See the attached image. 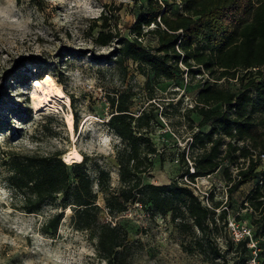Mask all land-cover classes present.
I'll use <instances>...</instances> for the list:
<instances>
[{"label":"rangeland","instance_id":"1","mask_svg":"<svg viewBox=\"0 0 264 264\" xmlns=\"http://www.w3.org/2000/svg\"><path fill=\"white\" fill-rule=\"evenodd\" d=\"M148 1L0 0V264H105L98 257L92 234L73 228L72 212L61 209L60 196L39 212L24 211L23 201L15 198L7 185L5 161L13 155L39 153L62 154L68 163L66 156L76 149L85 158L94 191L98 192L99 171L106 170L112 190L118 192L116 146L120 139L109 129L108 121L113 114L110 99L120 93L132 94L135 116L147 111L152 117L147 135L157 153L152 168L141 176L143 183H186L216 219L203 235L198 229L180 230L170 214H155L151 206L137 203H129L124 213L111 217L103 194L98 193L101 221L118 224L127 233L131 248L128 264H210L198 253L185 252L183 245L201 240L208 247L215 238L231 263L264 264L262 225H257V216L245 211L244 205L256 182L231 192L238 169L245 166L241 152L233 153L236 159L223 162L209 177L197 178L196 187L187 182V170L192 173L193 158L203 150L195 137L211 129L210 125L199 128L201 117L192 111L208 75L191 74L181 64L183 72L175 80L156 84L153 75L149 71L148 76L141 74L133 61L115 60L118 42L133 37L131 28ZM167 1L175 3L171 14H180L184 0H179L180 4ZM100 33H112L114 38L102 46ZM143 43L152 49L157 40L147 35ZM47 75L60 84L70 105L44 95ZM239 83L223 79L218 86L236 89ZM69 112L76 116L73 131L67 124ZM255 118L259 123L256 140L264 142L262 116ZM223 140L225 155L230 140ZM253 144L247 143L251 148ZM255 153L264 151L258 147ZM60 212L64 218L58 232L44 233L45 225ZM224 212L225 220L221 218ZM230 223L252 229L254 239L261 242L257 257L244 255Z\"/></svg>","mask_w":264,"mask_h":264},{"label":"trees","instance_id":"2","mask_svg":"<svg viewBox=\"0 0 264 264\" xmlns=\"http://www.w3.org/2000/svg\"><path fill=\"white\" fill-rule=\"evenodd\" d=\"M174 4L167 0H149L131 28L133 37L118 42L115 60L117 63L133 61L144 76L149 71L156 84L175 80L183 72L181 64L191 74L208 75L192 111L201 117L199 128L210 125L211 129L195 137L203 150L193 158L194 173L187 170V178L194 182L210 176L223 162L235 160L233 153L241 152L245 166L238 169L231 192L256 182L257 188L249 196V203L259 214L256 223L262 225L264 238V168L252 157V150L260 147L264 151V142L257 141L255 136L259 125L257 115L262 116L260 125L264 126V0H184L177 16L171 14ZM147 35L156 37L157 45L152 49L143 43ZM113 38L112 33H100L98 42L107 46ZM223 79L240 81L238 88L219 87L218 82ZM110 105L113 114L108 127L120 139L116 146L119 191L112 190L109 172L100 170L98 192H95L85 158L68 164L62 154L13 155L5 161L6 182L13 196L23 201L24 211L39 212L60 196L61 209L72 212L73 228L92 234L97 240L98 257L105 264H128L131 248L124 229L101 221L103 208L98 203V193L103 194L111 217L124 213L129 203H137L151 206L155 214H170L180 230L198 229L206 234L216 219L189 185L178 181L165 186L143 183L141 176L152 168V157L157 153L147 135L151 115L147 111L138 116L131 112V93L112 97ZM224 137L230 140L225 155ZM251 141L252 148L247 145ZM238 143H244V147ZM260 181L263 186H259ZM63 218V212L54 215L45 225L44 233L56 234ZM221 218L226 219L225 212ZM216 239L208 247L201 240L194 245L184 244L183 250L204 256L210 264H233ZM260 244L259 240V250ZM238 245L244 255L253 256L249 240H241Z\"/></svg>","mask_w":264,"mask_h":264},{"label":"built area","instance_id":"3","mask_svg":"<svg viewBox=\"0 0 264 264\" xmlns=\"http://www.w3.org/2000/svg\"><path fill=\"white\" fill-rule=\"evenodd\" d=\"M178 3L180 4L179 0H178ZM242 144H244V143H242ZM252 153H253L252 157L255 160H259L262 164H264V153L256 154L254 150H252ZM192 173H194V169H192ZM207 177H209V176H207ZM196 181H197V179H196ZM187 182H189L190 186H194V187L197 186L196 185L197 183L195 181L191 182V181L187 180ZM231 186H232V184L230 185V187ZM259 186H263L262 181L259 182ZM255 188H257V186H255ZM244 205L246 206L245 211L256 215L257 218L259 217L258 212L254 211L253 208L250 206L249 197L246 199ZM230 227L232 229V233L235 234L236 240L238 242L241 240H245V239L249 240V247L252 249V254H253V256L257 257L260 250L258 248V241L256 239H254V237H253L252 229L247 227V226H244V225L239 227L238 225H235L234 223H230Z\"/></svg>","mask_w":264,"mask_h":264},{"label":"bare ground","instance_id":"4","mask_svg":"<svg viewBox=\"0 0 264 264\" xmlns=\"http://www.w3.org/2000/svg\"><path fill=\"white\" fill-rule=\"evenodd\" d=\"M40 83V82H39ZM36 83V85H38V87H40V84ZM44 85H45V89L44 91V95L46 97L49 96H54L56 98L59 99H64L65 102L69 104V98L67 97V95L65 94L63 88L60 86V84H58L56 82V80L51 76V75H47L44 81ZM38 102V101H37ZM43 103V101L41 102ZM67 124L69 126V129L71 131H73L74 129V115L72 112H69L67 114ZM67 162L68 163H72V162H82L83 160V156L81 154H79L76 149H73L67 156H66Z\"/></svg>","mask_w":264,"mask_h":264},{"label":"crops","instance_id":"5","mask_svg":"<svg viewBox=\"0 0 264 264\" xmlns=\"http://www.w3.org/2000/svg\"><path fill=\"white\" fill-rule=\"evenodd\" d=\"M240 188H242V187H240Z\"/></svg>","mask_w":264,"mask_h":264}]
</instances>
